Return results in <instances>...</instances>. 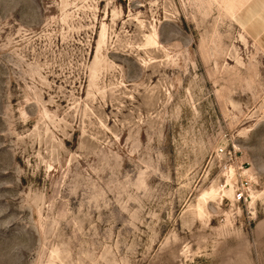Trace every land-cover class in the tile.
<instances>
[{
	"label": "rangeland",
	"instance_id": "obj_1",
	"mask_svg": "<svg viewBox=\"0 0 264 264\" xmlns=\"http://www.w3.org/2000/svg\"><path fill=\"white\" fill-rule=\"evenodd\" d=\"M229 1L0 0V264H264V40Z\"/></svg>",
	"mask_w": 264,
	"mask_h": 264
},
{
	"label": "crops",
	"instance_id": "obj_2",
	"mask_svg": "<svg viewBox=\"0 0 264 264\" xmlns=\"http://www.w3.org/2000/svg\"><path fill=\"white\" fill-rule=\"evenodd\" d=\"M229 3L238 4L235 17L256 38L264 40V0H230Z\"/></svg>",
	"mask_w": 264,
	"mask_h": 264
},
{
	"label": "built area",
	"instance_id": "obj_3",
	"mask_svg": "<svg viewBox=\"0 0 264 264\" xmlns=\"http://www.w3.org/2000/svg\"><path fill=\"white\" fill-rule=\"evenodd\" d=\"M218 154L224 156L225 155V150L224 149H220L218 151ZM229 155H232V152H229ZM235 196H234V200L237 203H242V202H246L247 198H248V191H249V184L248 183H243V180H241V183L238 181L235 186Z\"/></svg>",
	"mask_w": 264,
	"mask_h": 264
}]
</instances>
